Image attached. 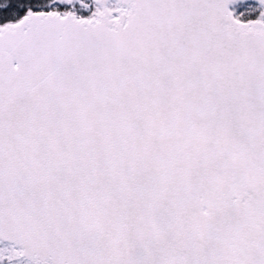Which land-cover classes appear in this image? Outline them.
<instances>
[{
	"label": "snow or ice",
	"instance_id": "6c2138e0",
	"mask_svg": "<svg viewBox=\"0 0 264 264\" xmlns=\"http://www.w3.org/2000/svg\"><path fill=\"white\" fill-rule=\"evenodd\" d=\"M0 264H264V0H0Z\"/></svg>",
	"mask_w": 264,
	"mask_h": 264
}]
</instances>
